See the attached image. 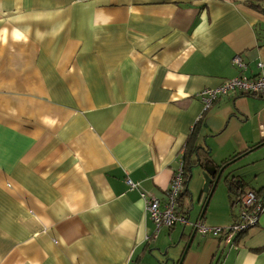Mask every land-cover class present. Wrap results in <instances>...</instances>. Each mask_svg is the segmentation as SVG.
<instances>
[{"label": "crops", "instance_id": "1", "mask_svg": "<svg viewBox=\"0 0 264 264\" xmlns=\"http://www.w3.org/2000/svg\"><path fill=\"white\" fill-rule=\"evenodd\" d=\"M235 55L260 72L264 0H0V264L177 262L191 224L149 238L126 179L165 201L189 138L215 164L243 156L209 198L191 165L188 222L231 224L230 180L264 198V98L199 96L241 72ZM181 264H264V209L230 244L194 232Z\"/></svg>", "mask_w": 264, "mask_h": 264}, {"label": "built area", "instance_id": "2", "mask_svg": "<svg viewBox=\"0 0 264 264\" xmlns=\"http://www.w3.org/2000/svg\"><path fill=\"white\" fill-rule=\"evenodd\" d=\"M232 62L240 68L241 72L232 78L224 80L216 87L203 88L199 92L203 110H206L211 103L230 92L264 98V61L259 63L260 72L254 76H248L243 73L242 70L246 69V64L242 61L240 55L233 56ZM126 184L130 189L139 191L144 207L154 222V231L149 238H155L162 227L170 228L176 223L183 225L190 223L199 235L220 237L226 244H230L239 234L257 224L258 216L264 209V201L261 198H257L253 189H248L238 199V212L228 226H207L199 218L193 222H188L187 216L177 212L178 199L185 191L182 156L178 160V166L166 190L165 201L160 202L157 197L141 189L137 182H133L129 178L126 179Z\"/></svg>", "mask_w": 264, "mask_h": 264}, {"label": "water", "instance_id": "3", "mask_svg": "<svg viewBox=\"0 0 264 264\" xmlns=\"http://www.w3.org/2000/svg\"><path fill=\"white\" fill-rule=\"evenodd\" d=\"M242 156L243 155H238L237 157H235V158L231 159L230 161L223 163V164H215V162L212 161L211 159L203 158V157L199 156V154L196 153V162H195L194 166H198L200 168V170H201L200 175H201V178L203 179V183L201 185V189H200L199 193L200 194H202V193L207 194V197L209 198L214 187L217 185V183L221 179L224 180L229 175L228 173L224 174V170L230 164L234 163L236 160H238ZM231 177L235 178L234 176H231ZM237 183H238V181H237ZM206 203H207V201H206ZM203 211H204V208L201 211L200 217L203 214ZM194 232H195V230L192 232V235L194 234ZM192 235L190 236L189 240L187 241L186 245L184 246L182 253L180 255V258L177 260V262L175 261V259L173 257L168 256L165 259H163L162 261H160V260L157 261V263L158 264H167V262H169V264H181V261L185 255L188 247H189ZM176 244H177V242L173 243L171 246L172 247L176 246Z\"/></svg>", "mask_w": 264, "mask_h": 264}, {"label": "trees", "instance_id": "4", "mask_svg": "<svg viewBox=\"0 0 264 264\" xmlns=\"http://www.w3.org/2000/svg\"><path fill=\"white\" fill-rule=\"evenodd\" d=\"M191 138L188 139L187 143H186V150H188L186 153H184L182 155V160H183V169H184V183L187 181L186 178H188L189 176V172H190V168L192 164H195L196 161H194L192 159V154L194 152H196L195 148L193 147V144H191ZM188 148V149H187ZM197 153V152H196ZM208 159V158H207ZM189 169V170H188ZM228 188L230 190V192L235 193L236 196V202L238 201V199L244 194V190L241 189L240 187L237 186V184L234 182V180H230V182H228ZM236 191H235V190ZM254 190V189H253ZM256 193L257 198H261L262 201H264V198H262V196L256 191L254 190ZM185 192V191H184ZM182 196V195H181Z\"/></svg>", "mask_w": 264, "mask_h": 264}, {"label": "rangeland", "instance_id": "5", "mask_svg": "<svg viewBox=\"0 0 264 264\" xmlns=\"http://www.w3.org/2000/svg\"><path fill=\"white\" fill-rule=\"evenodd\" d=\"M200 176H201V175H200ZM198 178H201V177H198ZM248 187H249V186L246 187V190L249 189ZM200 189H201V187L199 188V191H200ZM215 192H216V190H215ZM198 194H199V193H198ZM214 194H215V193H214ZM217 196H218V191H217L215 197H213V199H212L211 206H212L213 204L216 203ZM219 201H220V200H219ZM219 201H218L217 203H219ZM193 202H194L195 205L197 204V202L195 201V199H193ZM210 208H211V207H210ZM199 211H200V205L198 204V205L194 206V209L192 210L191 215H196V214L199 213ZM195 213H196V214H195ZM193 221H194V220H189V222H193ZM255 227H256V225H255V226H252V227H250V228H248V230H250V229H254Z\"/></svg>", "mask_w": 264, "mask_h": 264}]
</instances>
